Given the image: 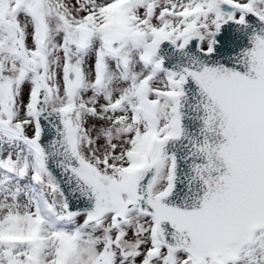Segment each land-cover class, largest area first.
<instances>
[{
    "label": "snow or ice",
    "instance_id": "obj_1",
    "mask_svg": "<svg viewBox=\"0 0 264 264\" xmlns=\"http://www.w3.org/2000/svg\"><path fill=\"white\" fill-rule=\"evenodd\" d=\"M0 264H264V0H0Z\"/></svg>",
    "mask_w": 264,
    "mask_h": 264
}]
</instances>
